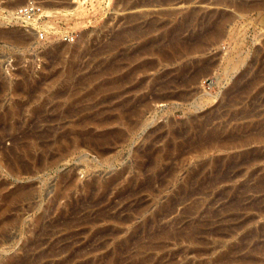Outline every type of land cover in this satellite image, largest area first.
I'll use <instances>...</instances> for the list:
<instances>
[{
	"label": "rangeland",
	"instance_id": "374dc122",
	"mask_svg": "<svg viewBox=\"0 0 264 264\" xmlns=\"http://www.w3.org/2000/svg\"><path fill=\"white\" fill-rule=\"evenodd\" d=\"M234 1L0 0V264H264V0ZM193 11L184 40L232 19L167 58Z\"/></svg>",
	"mask_w": 264,
	"mask_h": 264
},
{
	"label": "bare ground",
	"instance_id": "6f19581e",
	"mask_svg": "<svg viewBox=\"0 0 264 264\" xmlns=\"http://www.w3.org/2000/svg\"><path fill=\"white\" fill-rule=\"evenodd\" d=\"M124 1V0H123ZM205 2L208 3H213V4H219V5H230L231 3H233L234 0H203ZM154 2V1H153ZM152 3V2H151ZM234 4L237 5L238 7H245L247 5V3L240 1L236 2L234 1ZM255 4V3H254ZM251 5V4H250ZM135 7L136 5H132L130 7ZM152 6V5H151ZM156 6V5H155ZM129 7V8H130ZM214 13V12H213ZM212 14V13H211ZM198 18V11H193L191 13H188L183 21L181 22L180 25L172 28V29H168V31L165 34V37H168V44L167 46L170 47L173 52L172 55H168L167 58H172L173 56L178 57L179 55H182L183 53H188V52H194L196 50H199L201 48H203L206 43H208L210 40H214V42L216 40H220L222 38V36L225 33L226 30V26H227V22L230 21L232 19V15L230 13H221L219 14L216 18H214L213 16H210V28L207 30L206 33L203 34V38L202 39H197V37L199 36V34L194 35L193 34V38H191V40L188 38V40H184L179 36V33L181 31V29H183V27L186 24H191L194 23V21ZM212 18V19H211ZM208 22V21H207ZM206 23V22H205ZM150 26V25H149ZM141 28V27H140ZM137 31V30H135ZM1 32V31H0ZM128 32V31H127ZM2 33V32H1ZM10 33V32H9ZM182 33V32H181ZM1 35V34H0ZM4 35V33H3ZM17 35V34H16ZM20 35V34H19ZM6 36V35H5ZM13 36V35H11ZM119 36V35H118ZM202 36V35H201ZM8 37V36H7ZM20 37L21 36H18ZM120 37V36H119ZM18 39V38H17ZM20 41V40H19ZM167 43V42H166ZM164 44V43H163ZM165 45V44H164ZM163 45V46H164ZM165 52V51H164ZM108 67V66H107ZM112 69V67H111ZM138 70V69H137ZM136 70V71H137ZM201 70V69H200ZM203 70V69H202ZM134 72V71H133ZM132 74V73H131ZM128 75V74H127ZM126 75V76H127ZM196 75V73H195ZM132 76V75H131ZM185 77V76H184ZM194 75H190V79H194ZM128 78V77H127ZM39 81V80H38ZM118 82V81H117ZM113 84V83H112ZM240 83H238L239 85ZM114 85V84H113ZM103 86V85H102ZM117 86V85H115ZM32 88V87H31ZM106 88V87H105ZM242 89V88H241ZM121 118H124V114L121 112L120 115H118ZM106 122V121H105ZM206 122V121H205ZM100 123V122H99ZM102 123V122H101ZM30 129V128H29ZM33 129V128H32ZM31 130V129H30ZM48 130V129H47ZM29 133V132H28ZM69 133V132H68ZM65 134V133H64ZM218 134V133H217ZM221 135V134H220ZM67 136V135H66ZM65 135L59 136L58 137V142H60V138H64ZM80 135L79 133L76 134L75 138L79 139ZM97 137V136H96ZM108 136H106L107 138ZM210 137V136H209ZM208 137V138H209ZM230 137V136H229ZM41 138V137H40ZM228 138V137H227ZM86 139V138H85ZM105 139V138H104ZM212 139V138H211ZM218 139V138H216ZM35 145V144H33ZM63 147V146H62ZM68 147V146H67ZM66 147H63V150H65ZM217 180V179H216ZM95 183V182H94ZM30 192V190L28 188H21L19 190H16L14 192L11 193V195L9 196V199H19L22 198L26 195H28ZM112 216V215H110ZM105 217V216H104ZM160 233V232H159Z\"/></svg>",
	"mask_w": 264,
	"mask_h": 264
}]
</instances>
